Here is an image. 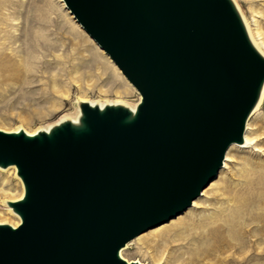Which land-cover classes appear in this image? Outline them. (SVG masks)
Segmentation results:
<instances>
[{"label":"water","instance_id":"1","mask_svg":"<svg viewBox=\"0 0 264 264\" xmlns=\"http://www.w3.org/2000/svg\"><path fill=\"white\" fill-rule=\"evenodd\" d=\"M137 89L135 110L79 104L33 135L0 130L24 195L0 224V264H139L121 251L180 215L244 139L264 56L233 0H63Z\"/></svg>","mask_w":264,"mask_h":264},{"label":"rangeland","instance_id":"2","mask_svg":"<svg viewBox=\"0 0 264 264\" xmlns=\"http://www.w3.org/2000/svg\"><path fill=\"white\" fill-rule=\"evenodd\" d=\"M235 1L264 39V0ZM78 97L137 102L140 94L63 0H0V129L32 131L58 121ZM258 110L250 120L258 146L232 148L228 168L196 199L199 205L130 241L128 259L264 264V100ZM2 170L0 222L19 221L5 200L20 197L23 183L17 169Z\"/></svg>","mask_w":264,"mask_h":264},{"label":"bare ground","instance_id":"3","mask_svg":"<svg viewBox=\"0 0 264 264\" xmlns=\"http://www.w3.org/2000/svg\"><path fill=\"white\" fill-rule=\"evenodd\" d=\"M233 2L235 3V5H236V7H237V9H238V11H239V13H240V15H241V17H242V19H243V22H244V25H245V28H246V31H247V33H248V36H249V38H250V40H251V42H252V44L255 46V48L264 56V39L260 36V34H258L257 33V35L256 34H254V32H253V28H252V26H251V24H250V22L248 21V19L246 18V16H244V13L242 14V12H241V10H240V7L238 6V4H237V2L235 1V0H233ZM98 45V44H97ZM28 49H32V48H28ZM33 51V50H32ZM30 55H32L31 53H30ZM27 56V55H26ZM31 57V56H30ZM21 58V57H20ZM23 59V58H22ZM12 60V59H11ZM11 60H9V61H11ZM21 60V59H20ZM25 60V59H24ZM28 60V59H27ZM26 62V61H25ZM28 63V62H27ZM30 65V64H29ZM5 66V65H4ZM27 68V67H26ZM15 69H17V68H15ZM20 69V68H19ZM17 71H19V70H17ZM26 71V70H25ZM27 72V71H26ZM19 73V72H18ZM7 76V75H6ZM140 94V93H139ZM140 99H141V95H140ZM140 99L137 101V102H131V101H128V100H125V99H103V100H101V99H88V98H82V97H78L77 98V103H78V105L75 107V110L73 111V112H71V113H67V114H64V115H60L61 117L58 119V121H55V122H50V123H48V124H46L45 126H41V127H37V128H35L34 130H32V131H28V130H26V129H24L22 126H16V127H14L13 129H11V130H9V131H7V130H4V131H6V132H16V131H19V130H24L26 133H28V134H30V135H33V134H35V133H37V132H39V131H41V130H45V131H49V129L50 128H52L54 125H57V124H59L60 122H62V121H64V120H70V121H72V122H74V123H77L78 121H79V119H80V116H81V110H80V106H79V104L81 103V102H90L91 104H93V105H98V106H100L101 108L102 107H104V106H106V105H109V104H121V105H124V106H127L128 108H130V109H132V110H135L136 109V107H137V105H138V103H139V101H140ZM263 100H264V85H263V88H262V90H261V93H260V97H259V100H258V102H257V104L255 105V107H254V109H253V111H252V113H251V115H250V117L248 118V120H247V122H246V127H245V131H244V139H243V141L241 142V143H234V144H232L229 148H228V150H227V152H226V155H225V158H224V161H223V165H222V167H221V169L222 168H224V169H227L228 168V166H229V164H230V161L232 160L231 159V155H230V151L232 150V148H234V147H237L236 145H238V147L239 146H246V147H257L258 146V143H257V138H256V135H255V131H254V128L252 127V122L250 121L251 120V118L253 117V118H255L257 115H258V113L260 112L258 109L260 108V105L262 104V102H263ZM0 130H3V129H0ZM1 169H4V170H2V171H7V170H9V169H11V168H14V170L15 169H17L16 168V166L15 165H11V166H8V167H6V168H2V167H0ZM7 169V170H6ZM220 169V170H221ZM220 172V171H219ZM219 174V173H218ZM218 176V175H217ZM214 181V180H213ZM5 182L3 181H1V184H4ZM22 185V184H21ZM23 186V185H22ZM207 187V186H206ZM205 187V188H206ZM23 188V192H22V194H21V196L20 197H18L17 199H7V200H5V203H6V207H7V209H9V210H11V212L12 213H14V215H16L17 217H18V219H19V221H15V222H12V221H5V222H0V224L1 223H8V224H11L12 226H14V227H17L19 224H20V217L12 210V208L7 204V202L8 201H17V200H19V199H21L22 197H23V195H24V186L22 187ZM204 188V189H205ZM3 189V188H2ZM18 189V188H17ZM203 189V190H204ZM202 190V192L203 193H201V195H203V196H205L207 193H208V189H206V190H204L203 191ZM2 192V191H1ZM6 191H4V193H5ZM200 197V196H199ZM198 197V198H199ZM197 198V199H198ZM198 204V202L196 201V199L193 201V203H192V205L194 206V207H196V206H198L197 205ZM190 208V207H189ZM186 211V210H185ZM184 211V212H185ZM182 214V213H181ZM180 214V215H181ZM179 216V215H178ZM177 217V216H176ZM176 217H174V218H176ZM173 218V219H174ZM229 219V218H228ZM227 219V220H228ZM171 220V219H170ZM170 220H168V221H170ZM168 221H166V222H168ZM166 222H163V223H161V224H159V225H157V226H155V227H158V226H160V225H162V226H160V227H158V228H161V227H163L165 224L164 223H166ZM228 222V221H227ZM232 222V221H231ZM164 224V225H163ZM155 227H152V228H155ZM152 228H150V229H152ZM157 228V229H158ZM156 229V228H155ZM155 229H152V230H155ZM156 229V230H157ZM148 231V230H147ZM141 235V234H140ZM138 237V236H137ZM135 239V238H134ZM128 244V243H127ZM127 244H126V246H127ZM125 246V247H126ZM124 247V248H125ZM124 248L122 249V251H121V255H122V257L123 258H125L128 262H138L139 264H147V263H143V262H141V261H139V260H132V259H128L125 255H124Z\"/></svg>","mask_w":264,"mask_h":264}]
</instances>
